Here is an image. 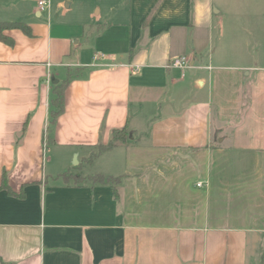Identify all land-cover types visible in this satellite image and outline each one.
Returning a JSON list of instances; mask_svg holds the SVG:
<instances>
[{"label":"crops","instance_id":"crops-1","mask_svg":"<svg viewBox=\"0 0 264 264\" xmlns=\"http://www.w3.org/2000/svg\"><path fill=\"white\" fill-rule=\"evenodd\" d=\"M39 1L0 0V22L32 30L0 41V184L25 193L0 190V264H248L264 234L262 35L217 0H94L84 23ZM125 125L129 144L90 162ZM76 154L73 171L121 182H65Z\"/></svg>","mask_w":264,"mask_h":264},{"label":"rangeland","instance_id":"rangeland-1","mask_svg":"<svg viewBox=\"0 0 264 264\" xmlns=\"http://www.w3.org/2000/svg\"><path fill=\"white\" fill-rule=\"evenodd\" d=\"M53 1L56 3L59 1H63L61 9H58ZM217 1L221 3L224 9H226V13L231 12L235 16L236 20L232 19L233 23L237 21L239 14L241 15L242 13L244 15L243 23L244 24L248 23L250 25V28L252 29L251 33L261 34L263 37L262 44H264V0H217ZM52 3H54V7L52 6L53 7L52 17L58 16V19H60L61 11L67 8V3L71 4V7L67 9L68 15L66 18L67 20L70 21L76 20L77 22L84 23L87 20L88 15L92 11H94V13L97 11L94 10V6H95L94 0H52ZM226 13L224 10L225 16ZM44 15H47V12H44ZM62 20L64 21L65 19ZM229 21H227V25L228 23H230ZM49 127L53 129L52 126L49 125ZM49 148L51 150V145ZM54 150L55 149L53 147V151ZM50 154L51 152L47 151L46 148L45 158L48 163L50 159L49 158ZM73 166H77L74 165V157L71 161L70 166H68L67 168H62V170H59L58 168L57 171H61L62 173L63 171H67L69 167H73ZM81 173L84 174L83 172ZM245 252H246V260L248 261V264H264V234L250 233L248 247L245 249Z\"/></svg>","mask_w":264,"mask_h":264},{"label":"trees","instance_id":"trees-1","mask_svg":"<svg viewBox=\"0 0 264 264\" xmlns=\"http://www.w3.org/2000/svg\"><path fill=\"white\" fill-rule=\"evenodd\" d=\"M11 29H19L25 35L32 36L31 27L23 22H0V41L8 45H13V40L5 35V31ZM74 74L69 73L66 80L53 84L52 89V100L50 103V120L49 125L54 127L57 124L59 117L65 112V93L69 87ZM130 142V130L127 125L121 128L114 129L111 133V139L107 144H100L97 146V152L93 153L90 157V162L96 159L100 154L113 149L119 145H127ZM81 165L73 167L58 175L59 178L63 179L65 182L74 181L75 184H79L84 180H90L94 183L111 184L112 186L117 185L121 182V178L105 177L104 175H94L89 177H84L80 172H73V169L80 170ZM0 190H6L10 196L24 197L25 193L23 189L20 193H16L12 190L8 182V176L5 172L3 174V180L0 184ZM116 191V189H115Z\"/></svg>","mask_w":264,"mask_h":264},{"label":"built area","instance_id":"built-area-1","mask_svg":"<svg viewBox=\"0 0 264 264\" xmlns=\"http://www.w3.org/2000/svg\"><path fill=\"white\" fill-rule=\"evenodd\" d=\"M38 4H39V9L41 12H44L49 8V2L47 0H40ZM170 67L179 69L182 72H185L189 68H191V64H190L189 59L186 56H182L172 61V63L170 64ZM198 186L203 187L204 184L201 182L198 184Z\"/></svg>","mask_w":264,"mask_h":264},{"label":"water","instance_id":"water-1","mask_svg":"<svg viewBox=\"0 0 264 264\" xmlns=\"http://www.w3.org/2000/svg\"><path fill=\"white\" fill-rule=\"evenodd\" d=\"M57 83H58V80L54 79L53 80V84H57ZM77 157H78V155L76 154L74 156V165H78L79 164Z\"/></svg>","mask_w":264,"mask_h":264}]
</instances>
